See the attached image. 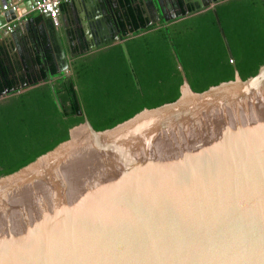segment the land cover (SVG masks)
Wrapping results in <instances>:
<instances>
[{"label": "water", "instance_id": "obj_1", "mask_svg": "<svg viewBox=\"0 0 264 264\" xmlns=\"http://www.w3.org/2000/svg\"><path fill=\"white\" fill-rule=\"evenodd\" d=\"M14 1L0 0V7ZM40 1L24 0L19 12ZM147 1L143 28L160 21ZM225 1L169 0L180 13L176 21L212 11L231 60L216 13ZM114 2L83 0V11L88 4L98 10L74 12L60 31L48 15L40 27L21 21L0 32V54L8 57L7 43L18 53L38 52L44 63L48 50L65 72L64 45L73 58L75 43L78 50L91 32L119 43L134 78ZM15 18L0 14V26ZM18 58L23 66L25 56ZM82 116L67 140L0 177V264H264V65L254 76L242 80L235 72L201 93L183 79L175 101L102 131Z\"/></svg>", "mask_w": 264, "mask_h": 264}, {"label": "trees", "instance_id": "obj_2", "mask_svg": "<svg viewBox=\"0 0 264 264\" xmlns=\"http://www.w3.org/2000/svg\"><path fill=\"white\" fill-rule=\"evenodd\" d=\"M114 3L117 5L115 16L118 28L126 39V50L137 74L140 89L135 90L130 72L125 66L126 88L134 94L131 96L133 102L127 103L129 106L126 109L110 113L99 111L93 108V101L97 104L104 102L95 101L94 96L85 97V111L82 113L96 131L112 128L144 109L171 103L179 97V86L182 83L180 76L173 83L171 76L161 77L156 74L161 73V69L157 67L148 70L157 75L150 79L143 77L142 70H138L133 49L142 41L159 39L166 42V48L172 51L173 59L183 68L191 90L196 93L233 80L235 72L245 80L254 76L258 68L264 65V0H227L216 6L217 17L233 57L231 60L227 56L212 11L169 22L174 25V29L160 28L148 35L150 27L143 28L146 21L140 10L131 6L130 0H115ZM187 27L197 29L182 38L181 31H173L175 28L182 30ZM168 36L172 38H167ZM169 40L171 44H168ZM184 46L190 48L181 50ZM111 52L123 58L120 47ZM44 54L51 63L49 51ZM33 55L36 63L40 61L37 53L33 52ZM189 71H192V76ZM176 72L180 74L174 69V73ZM10 73V65L5 66L0 58V91L13 87ZM61 83L57 81L53 84L61 112L55 105L49 84L38 86L14 101L33 105L32 112H36L38 105H42L45 113H33L29 118L24 115V110H16L8 131L0 132V177L19 170L67 140L69 129L83 121L82 117H77L79 110L74 105L72 84ZM140 91L151 94L142 97L138 95ZM102 100L105 101V98ZM69 101L71 103L67 106ZM1 138L8 140L1 141Z\"/></svg>", "mask_w": 264, "mask_h": 264}, {"label": "flooded vegetation", "instance_id": "obj_3", "mask_svg": "<svg viewBox=\"0 0 264 264\" xmlns=\"http://www.w3.org/2000/svg\"><path fill=\"white\" fill-rule=\"evenodd\" d=\"M204 12L206 11L200 12L197 15ZM179 14L177 16H179ZM185 15L186 14H184L183 11L181 18H183L182 16ZM164 18H166V16L163 15L159 23L149 26L150 29L148 31V35L157 32L160 28L171 27L172 29H174L173 24L161 23L162 21H164ZM175 29L176 30H173L174 32L181 31L180 38H182L187 35H191L193 33V29L197 28L187 27L182 30L177 28ZM167 38L172 37L168 36ZM40 43L43 46L42 42ZM169 43L171 44V40L168 41V44ZM166 46V42L159 39L142 41L138 43V45L133 49L137 64L136 66L138 70H142V76L146 77L147 79L157 76L156 74H160L161 77L171 76L173 79V83L174 80L178 78V76H180L183 82V79H186L183 68L177 63V60L173 59L172 51L170 49H167ZM117 47H120L119 43L113 42L109 36L99 38L93 35V40H90L88 44L86 41H82V44H79L78 50H74V52H78L79 55L71 58L68 62V74H66V72H58L59 70L63 69V65H61V62L56 61L55 63H50L45 54L44 63H42L40 57V61L37 60L38 62L36 63L33 60L34 55L32 50L27 48L25 51H19V53L17 54L18 57L19 55L25 56V60H23L22 62L23 66L20 64L19 58L16 57L13 61V66H10V79L13 82V87L0 91V132L8 131L9 125L13 123L12 118L16 116V110H24V115L29 118H31L33 113L43 115V112L45 113V110H43L44 106L42 105H38L39 109L36 112H32L31 107H33V105L30 106V104L24 105L21 103H14V101L18 100L20 95H23L38 86L49 84L53 87L54 82L57 81L62 83L70 82L72 84L74 90V94L72 95V97L75 108L79 110L78 112L85 111L84 101L85 97L87 96H94L93 99L95 101L104 102L102 104H97L93 101V108L99 109V111L110 113L112 111L116 112L122 111V109H126L129 106V104L127 103L133 102V98L131 96H134V94L128 91V89L126 88L127 81L125 77V66L128 68V70L129 67L124 56L122 58L121 56L113 54V52H111L114 51V49H117ZM188 48H190V46H184L183 48H181V50H185ZM83 50H86V53L80 54V52H83ZM47 51H44V53H47ZM37 55H39L38 52ZM130 64L132 67L131 59ZM21 67H23V69H28V71H25L26 73H23V69ZM152 67L161 69V73H149L148 70H150ZM174 69H176V71H178L180 74L178 75L177 72L174 73ZM132 72L134 78L132 77L131 72L130 76L135 86V90H139L140 85L138 84V80L136 77L137 74L136 72H134L133 67ZM189 74L192 76V71H189ZM48 76H51V81H48ZM31 83H34L32 85L35 86L34 88L28 90H26L25 88H19L21 84L30 85ZM136 85L138 86V88L136 87ZM181 85L179 86V89ZM171 86H173V84ZM16 87L18 89H16ZM6 90H9L11 92L5 94L4 92ZM147 94L151 93H143L142 91H140L138 95L144 97ZM102 98H105V101H103ZM70 103L71 102L69 101L67 106H69ZM2 140L8 139L1 138V141Z\"/></svg>", "mask_w": 264, "mask_h": 264}, {"label": "crops", "instance_id": "obj_4", "mask_svg": "<svg viewBox=\"0 0 264 264\" xmlns=\"http://www.w3.org/2000/svg\"><path fill=\"white\" fill-rule=\"evenodd\" d=\"M143 1L144 2H141V0H130V3H131L132 7H137L140 10L141 14L145 15L144 6H148L149 3H148L147 0H143ZM82 2H83V0L70 1L68 3H65V4L61 5L60 14L58 16V24H57V26L54 27L55 30L58 28V30L60 31V28H61L62 25H67L68 23H70L72 21V19H73V13L74 12L76 14H79V16H81V15L87 14L88 11L89 12H93L94 10H98V8H96L95 5L88 4L87 10L83 11L82 10V6H81ZM73 4H75L77 6V9H73L74 8ZM152 4L154 5V7L157 10V13H158L157 17H159L161 19L163 17V15H164V16H166V19L170 20L169 22L176 21L175 19H173V17L178 15L179 11L175 7L172 6V4L169 2V0H159V4L160 5L158 4L157 0H152ZM194 5H196V4L188 3V7H191V6H194ZM90 6H91V8H90ZM159 6L161 7L163 15L161 14ZM173 8H175V9H173ZM150 12H151V19H152L153 22H155L157 18L155 16V14L152 13V11H150ZM1 13H3V12H2L1 7H0V14ZM182 17H185V16H182ZM27 19L29 21H31V23H33L34 26H37V27H40L41 23L43 21L41 15H31L30 17H27ZM169 22L162 21L161 23H169ZM49 24H51V22H49ZM87 31H89V30H87ZM19 32H21V30ZM23 34H24V32L19 33V37L18 38H22ZM90 40H93V33L87 32V34L85 35V41L88 44V42H90ZM11 41H13V40H11ZM9 42H10V40H9ZM1 43H2V41H0V52L3 53L4 49L2 48ZM13 43L16 44V42H13ZM4 45H5V49H6L7 53H8V57H7L8 59L4 58L2 54H0V58L4 62L5 66H8V64H7L8 60L11 61V66H13V61L16 58L15 53L16 52L18 53V49L15 48L12 51L11 48L7 46V43H5ZM76 46H77V44L75 43V46L73 47L74 50H76ZM64 49H65L66 56H67V59H68V62H69L72 57L69 56L67 48H66L65 45H64ZM65 72H66V74H68L67 70Z\"/></svg>", "mask_w": 264, "mask_h": 264}, {"label": "built area", "instance_id": "obj_5", "mask_svg": "<svg viewBox=\"0 0 264 264\" xmlns=\"http://www.w3.org/2000/svg\"><path fill=\"white\" fill-rule=\"evenodd\" d=\"M70 1L78 0H42L40 2H37L34 7L31 6L30 9L25 11L24 14H21L19 12L20 8L25 5L24 0H15L14 2H11L9 4H4L1 6L2 12H14L16 14V18L13 21L0 26V32L10 33L18 23L27 20V17H30L34 13L36 15H48L51 20L52 26L55 27L58 24V16L60 14L61 5Z\"/></svg>", "mask_w": 264, "mask_h": 264}]
</instances>
